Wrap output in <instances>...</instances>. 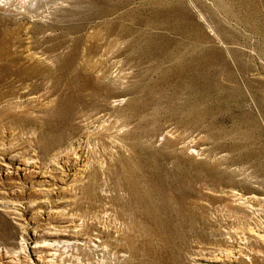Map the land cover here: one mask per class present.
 <instances>
[{"label": "rangeland", "instance_id": "obj_1", "mask_svg": "<svg viewBox=\"0 0 264 264\" xmlns=\"http://www.w3.org/2000/svg\"><path fill=\"white\" fill-rule=\"evenodd\" d=\"M0 264H264V0H0Z\"/></svg>", "mask_w": 264, "mask_h": 264}]
</instances>
